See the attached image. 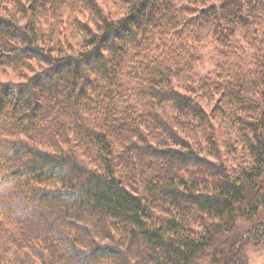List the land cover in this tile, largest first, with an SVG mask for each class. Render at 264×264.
<instances>
[{"label":"trees","instance_id":"16d2710c","mask_svg":"<svg viewBox=\"0 0 264 264\" xmlns=\"http://www.w3.org/2000/svg\"><path fill=\"white\" fill-rule=\"evenodd\" d=\"M106 1L0 0V264H249L264 0Z\"/></svg>","mask_w":264,"mask_h":264},{"label":"rangeland","instance_id":"374dc122","mask_svg":"<svg viewBox=\"0 0 264 264\" xmlns=\"http://www.w3.org/2000/svg\"><path fill=\"white\" fill-rule=\"evenodd\" d=\"M106 2H109V4H103V6H105L104 7L105 10L107 6L111 7L116 14L117 13L119 14L120 11L123 10V7L115 6V4L111 2L110 0H107ZM64 33H66V30L63 33H61V36H63L65 43L69 41V43H71V46L77 47L78 42H80V39H79L80 37H78V35L72 36L71 34H66L65 36ZM207 47H209V44L202 43V48L205 50L208 49L207 50V53H208L211 47L210 48H207ZM208 60H209V57L207 56V58L204 57L203 60L199 62L200 72L205 73L211 67L210 62H208ZM33 62H31L30 66H28L27 68L25 67L24 69L18 71V72H21V74L14 71L11 68L0 67V80L2 81H23L25 80L29 75L33 74V72L37 68H39L37 63L35 61ZM263 219H264V207L260 209L257 217L252 222H247V223L241 222L240 224H238V226L236 227L234 231V235L236 237L232 239V242L238 239L239 236L243 233L253 234L252 229L255 228L257 224L259 225ZM252 238H254V240H252ZM252 238H248V241L244 242L241 245L242 251L245 252V254L247 255L249 264H264V238L258 240V237L256 235H254ZM237 242H240V240L238 239Z\"/></svg>","mask_w":264,"mask_h":264}]
</instances>
